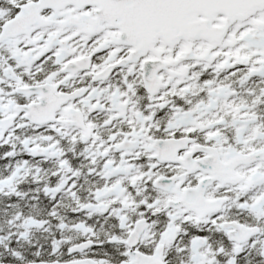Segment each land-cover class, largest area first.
Returning <instances> with one entry per match:
<instances>
[{"label": "snow or ice", "instance_id": "6c2138e0", "mask_svg": "<svg viewBox=\"0 0 264 264\" xmlns=\"http://www.w3.org/2000/svg\"><path fill=\"white\" fill-rule=\"evenodd\" d=\"M0 264H264V0H0Z\"/></svg>", "mask_w": 264, "mask_h": 264}]
</instances>
